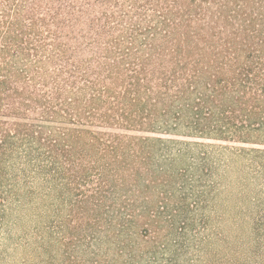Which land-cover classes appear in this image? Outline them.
<instances>
[{
    "label": "rangeland",
    "instance_id": "1",
    "mask_svg": "<svg viewBox=\"0 0 264 264\" xmlns=\"http://www.w3.org/2000/svg\"><path fill=\"white\" fill-rule=\"evenodd\" d=\"M39 5L34 31L45 48L11 63L16 87L30 91L24 101L32 107H21L29 118L48 109L46 138L58 145L59 158L52 163L42 149L32 161L17 155L6 163L0 264H264V142L202 136L188 117L179 127L169 122V133L123 129L118 122L110 127L98 120L105 113L119 118L108 94L90 107L91 96L106 87L124 91L110 80L112 66L122 62L119 76L123 67L125 75L134 63H158L162 52L163 63L171 64L179 44L204 66L214 57L234 64L246 63L249 52L262 55L264 0ZM156 114L163 127L162 113ZM81 130L98 135L100 145ZM71 131L80 137L68 143ZM111 134L123 140L115 155Z\"/></svg>",
    "mask_w": 264,
    "mask_h": 264
},
{
    "label": "trees",
    "instance_id": "2",
    "mask_svg": "<svg viewBox=\"0 0 264 264\" xmlns=\"http://www.w3.org/2000/svg\"><path fill=\"white\" fill-rule=\"evenodd\" d=\"M40 1L0 0V176L3 187L6 186V163L13 158L18 159L17 155L32 161L42 155V149H46L52 154V163L59 158L55 149L58 145L46 138L44 119L48 115V109L40 110V119L29 118L21 107H32V104L27 105L24 101V95L30 91L16 87L19 81L14 77L17 74L11 63L20 56L38 57L40 49L45 48L41 34L34 31L38 29L40 22L34 13L40 6ZM23 14L27 15L26 21L22 20ZM188 49L179 44L171 51V64L163 63L162 59L167 58L162 52L158 63L148 64L149 60L134 63L126 70L125 75L123 67L121 76L122 62L112 66L110 80L115 81V85H122L124 91L117 93L114 88L106 87L104 92L91 96L90 107L103 103L108 94L117 101L111 112L117 111L120 115L116 118L105 113L98 120L106 122L110 127L118 122L123 129L169 133L173 132V125L169 122H175L174 126L179 127L188 117L192 119L190 127L202 136L223 138L228 133L233 140L245 143L264 142V51L261 50L263 54L260 56L249 52L246 63L231 64L229 58L219 63L214 57L212 64L204 66L201 60H189L192 49ZM157 50L154 48L150 53ZM231 50L232 48H227L226 54L231 55ZM235 54L239 57L238 51ZM174 55L178 56L175 58ZM154 57L151 55L152 60ZM42 98H46V94ZM161 104L162 110L159 111ZM156 111L164 117L166 123L163 127H158L156 123ZM77 118L80 122L78 114ZM76 133L77 131H71L67 134L68 143H71L69 138L79 139L80 136H75ZM78 133L81 136H94L84 130ZM97 136L91 139V143L100 145L101 141ZM110 136L117 142L109 146L115 155L120 151L123 140L117 134ZM140 141L146 144L152 140ZM72 150L73 147L64 150L66 160L72 159L68 158Z\"/></svg>",
    "mask_w": 264,
    "mask_h": 264
}]
</instances>
